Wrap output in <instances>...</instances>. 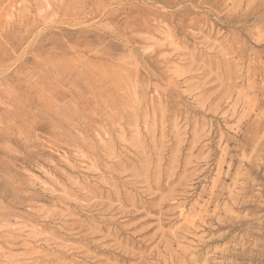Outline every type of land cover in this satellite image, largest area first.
<instances>
[{
	"label": "rangeland",
	"instance_id": "374dc122",
	"mask_svg": "<svg viewBox=\"0 0 264 264\" xmlns=\"http://www.w3.org/2000/svg\"><path fill=\"white\" fill-rule=\"evenodd\" d=\"M0 264H264V0H0Z\"/></svg>",
	"mask_w": 264,
	"mask_h": 264
}]
</instances>
